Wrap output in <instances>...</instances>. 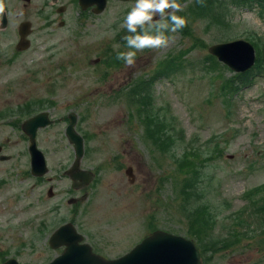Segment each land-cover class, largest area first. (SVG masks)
<instances>
[{"label":"rangeland","instance_id":"374dc122","mask_svg":"<svg viewBox=\"0 0 264 264\" xmlns=\"http://www.w3.org/2000/svg\"><path fill=\"white\" fill-rule=\"evenodd\" d=\"M201 11H208L206 17L186 18L188 30L178 31L168 48L137 53L131 67L118 59L109 80L103 68L99 74H91L92 63L103 58L111 34L115 54L128 50L123 38L129 33L120 27L124 18H100L101 29L83 42L74 35L76 18H56L53 34L47 35L50 30L40 28V18H16L13 14L1 43L15 41V28L23 20H28L23 25L31 22L35 31L30 36L34 44L29 54L14 60L7 75L0 72L1 79H8L0 81V144L6 145L3 154L13 159L0 161V180L7 182L0 188V256L14 257L22 264L49 262L56 252L50 249L46 235L39 232V224L50 223L49 218L73 223L86 241L100 249L105 258L114 260L157 229L188 238L187 231L194 225L197 228L205 217L209 219L205 242L233 238L234 229L248 235L227 250L208 253L210 259L204 262L202 257L201 264H264L261 238L247 233L255 221L251 222L254 214L246 198L247 192L264 186V76L237 95L227 94L226 84L235 73L214 59L212 70L204 63L211 47L242 39L240 36L249 35L264 48V16L262 19L256 10L241 9L219 18L216 15L221 7L216 5L210 13L205 5ZM61 20L67 26L60 27ZM196 43L201 47L194 48ZM46 47H60L62 53L55 55L54 62L42 54L31 62L34 48L43 52ZM182 51H186L184 67L170 79L157 81L150 98H146L147 91L119 94L118 90L132 89L139 79L157 75L164 61ZM62 62L69 77L65 90L57 93L59 98L54 102L40 98L47 94L54 78H59L56 65ZM201 65L210 72H202ZM34 67L42 72L35 80ZM37 108L50 110L57 119L76 112L78 131L91 128L100 136L94 143L98 152L77 169L78 173L83 168L98 167L103 174L80 208L64 198L81 196L73 190L70 178L61 183V192L49 199L48 190H34L33 179L25 176L27 157L24 162L20 157L15 160L27 141L12 122L28 119ZM59 123L41 131L38 142L51 151L60 147L59 155L69 166L74 151L65 135V121ZM154 128L165 146L172 141L166 150L156 145L153 135L151 138ZM127 169H131L130 174ZM43 196L46 203L39 204ZM242 212L236 218V213Z\"/></svg>","mask_w":264,"mask_h":264},{"label":"flooded vegetation","instance_id":"af4514ba","mask_svg":"<svg viewBox=\"0 0 264 264\" xmlns=\"http://www.w3.org/2000/svg\"><path fill=\"white\" fill-rule=\"evenodd\" d=\"M189 0H178V2L182 5L183 10L178 12L177 15L183 16L185 18H205L208 11H201L199 12L201 6L205 5L206 8H209V13L212 9V6L216 5L217 7H221V12L219 15H216L217 17L227 16V14L231 13V11H237L240 12V6L237 7L236 4H238L239 1L242 0H203V3H198L197 0H192L193 2H188ZM135 0H5V11L3 14H0V37H3V35L8 30L9 26L11 25L13 14L16 13V18H40L41 21L40 28L42 30L50 32L47 33L52 35L53 29L52 27L55 24L56 18H76V31H74V35L76 36V39L79 41L86 42L89 39L94 38L96 34V29H101L103 23L99 21L100 18H124L127 12L131 9V7L134 5ZM230 6V10L228 8ZM235 11V12H236ZM207 12V13H206ZM4 19L6 20V23H4ZM28 22V20H23L19 23V25L15 28V41L12 43H6L4 45L0 42V72L2 74L7 75V70L10 68L9 66L13 63L14 60L21 56H25L29 54L30 50L22 51L20 49V42H21V34H22V25L24 23ZM69 22V21H68ZM27 23V25L23 28V31H25V34H28L29 32L35 31L33 28L34 25ZM66 25V22L61 20L59 22L60 27H64ZM112 25V23H111ZM67 26V25H66ZM112 28V27H111ZM110 32V31H109ZM31 34V35H32ZM27 40V39H26ZM110 44L105 47L106 51L112 50V34L111 38L108 41ZM26 43V42H25ZM30 43L31 48L33 49L34 40L30 37ZM34 55L31 57V62H35L38 59L39 55H44L47 59L51 60V62H54L55 55L61 54L62 50L60 47H46L43 52H41L38 48H34L33 50ZM45 60H38L39 62H42ZM65 63L57 64L56 70H60L61 74L60 76H65ZM94 65L96 67H100V59H97L96 62H94ZM107 68L112 69V64L106 65ZM34 80L39 79L38 77H41V68L34 67ZM55 79H58V76L55 77ZM41 80V78H40ZM2 82H7L8 79H1ZM36 98L33 97L32 99ZM40 98H46V101L53 102L55 98H59L58 96L49 97L47 95H44ZM24 107V106H22ZM44 111H40L38 113H41ZM38 113L34 114L33 116L37 115ZM50 116L52 118V115L50 113ZM32 117V116H31ZM30 118V117H29ZM27 120V119H26ZM25 120V121H26ZM14 123V121L12 122ZM19 124V123H18ZM18 126V125H17ZM15 126L17 130H19L21 134V138L24 139L26 137L23 129L22 124L20 123V127ZM14 127V126H13ZM44 132L46 130H40V132ZM90 128H84L82 129V136L85 140V142H89V140L93 137L89 134ZM39 135L37 139L39 140ZM90 136V138H89ZM39 143V142H38ZM11 146V145H9ZM23 150L24 152L21 153L20 151L15 154V160L20 157V161L24 162V157H27L28 163H27V172H25V176H28L29 179H33V189H45L47 191V197L49 199L55 198L56 195L61 192V183H63L64 179H67V171L68 166L67 160H64V157L62 155H59L61 153V148H54L52 151L48 148L44 149L39 144V148L45 153V157L47 160V165L49 168V173L43 177H36L33 176L30 169V153H29V143H23ZM0 147H2V151L0 153V161H12L13 159L9 157V159L4 160L1 159V157L7 156L3 153H6V145L0 144ZM50 157L52 158V163L50 162ZM86 160V159H85ZM112 167H107V170H110ZM84 169V168H83ZM88 170H91L96 175L97 183L100 180L101 176L103 175L101 172L102 170L98 167H88L86 168ZM106 170V169H105ZM94 185V184H93ZM92 185V186H93ZM91 187V186H90ZM89 187V188H90ZM89 188H84L78 190L79 193H81V196L86 194L87 190ZM89 195V192H87ZM65 200L68 202V195H66ZM41 201H45L46 203V197L43 196L40 198ZM39 204L40 201L38 202ZM83 202H78L75 205H72L73 207H81ZM61 205V204H60ZM1 214V211H0ZM59 218H56L55 221H52L51 218L48 219V222L50 223H44L47 226V231L49 232L52 230L53 227L59 226L63 223H60L58 225H55L56 222H59ZM52 222V223H51ZM43 222L39 224V227L41 226ZM51 236V235H50ZM61 249L60 251H62ZM5 256H0V264H4L8 259L5 260Z\"/></svg>","mask_w":264,"mask_h":264},{"label":"water","instance_id":"95a60500","mask_svg":"<svg viewBox=\"0 0 264 264\" xmlns=\"http://www.w3.org/2000/svg\"><path fill=\"white\" fill-rule=\"evenodd\" d=\"M4 23H6L5 19ZM26 25H22L23 38L27 35H25L26 30L23 31ZM209 51L236 72H246L254 66L256 61L255 49L246 41L217 44ZM70 120L67 137L70 143L75 146L76 161L69 175L74 180V187L77 188L82 184L89 183L93 177L89 172L77 173L84 153L83 140L75 130L77 116L72 114ZM48 124L50 122L45 120V114H40L27 121L23 126L32 140V173L34 175L42 176L47 172L44 156L35 145V136L39 127H45ZM7 158L2 157L1 159ZM126 172L130 174L131 169ZM78 181H81L82 184ZM82 241L83 236L78 234L72 225L61 227L52 236L50 245L54 249L62 246H65L66 249L50 264H200V253L193 241L164 231H156L139 243L130 253L114 260H108L95 254L92 247L88 244H81ZM4 264H18V262L9 260Z\"/></svg>","mask_w":264,"mask_h":264},{"label":"trees","instance_id":"16d2710c","mask_svg":"<svg viewBox=\"0 0 264 264\" xmlns=\"http://www.w3.org/2000/svg\"><path fill=\"white\" fill-rule=\"evenodd\" d=\"M254 1H256L258 4L259 15L263 17L264 16V0H254ZM253 4L254 2H252L251 0H243V6H251ZM236 5H238V7L240 6V4H236ZM228 8L230 10V6H228ZM187 30L188 29L186 28L183 32H186ZM230 40H233V39H230ZM230 40H227V41H230ZM249 40H251L257 47V51H258L257 63L254 69H252L251 71L245 73L244 75L237 76L232 84H231L232 80L228 81V83L226 84V90L228 91L227 94H230L232 92V88L234 87H235V90L243 89L251 85L253 80H255L256 78H261L264 76V49L263 48L260 49L261 45L258 43V40L253 39V38H249ZM200 47H201L200 43H196L194 48H200ZM183 56H184L183 54H180L178 57L172 56L169 60L164 61L163 63L164 67L158 72V75H160L162 78L170 79L171 77L179 73L180 72L179 68H183L184 63L186 62L185 60H183ZM208 57H209L208 55L204 57L205 58L204 63L210 60V58ZM201 67L202 69L200 70L202 72L203 71L210 72L208 70H205L202 65ZM191 68L189 67L188 69L190 70ZM148 94L149 95L146 98L151 97L152 91L150 90ZM141 97L144 98V95H141ZM149 105H151V101L149 102ZM152 135L155 137L154 142L156 143V145L161 146V148H163L164 150H166L167 146H169L172 143V141L168 140L167 145L165 146L161 142L162 136H160V133L158 132V130H155V128L153 129V131H151V138H152ZM147 137H149V134L147 135ZM187 183L188 185H190L189 182ZM246 195H248L246 198H249L251 201V212L254 214L252 216L251 222L255 221L254 226L251 228H248L247 233H251L252 236H255V237L259 236L261 238L259 247H261V250L264 251V186L257 187L247 192ZM242 214H244V212H242L241 214L236 213V218H240ZM208 222H209V219L203 217L198 221L199 224L197 228H196V225H194L193 226L194 229L189 230L186 233L188 238H191L192 240L194 239L196 241L197 247L202 251L203 254L205 253L214 254L222 250H227L231 248L233 245H235L236 243H238L242 239L243 235H246V236L248 235L246 233L244 234L243 232L238 231L237 229H234L233 235H231L233 238L229 237L228 239H225L223 241H212V242H210L208 239V242H205L203 238H204V234L206 233L205 231L208 230V226H207ZM152 228H156V227L153 226ZM205 244H206V247H205Z\"/></svg>","mask_w":264,"mask_h":264},{"label":"clouds","instance_id":"9594fccd","mask_svg":"<svg viewBox=\"0 0 264 264\" xmlns=\"http://www.w3.org/2000/svg\"><path fill=\"white\" fill-rule=\"evenodd\" d=\"M197 2L202 4L203 0ZM182 10L178 0H135L120 25L129 33L123 38L128 50L119 52L117 59L131 67L137 53L168 48L174 43L175 34L187 26L188 20L177 15ZM4 11L5 0H0V14Z\"/></svg>","mask_w":264,"mask_h":264}]
</instances>
